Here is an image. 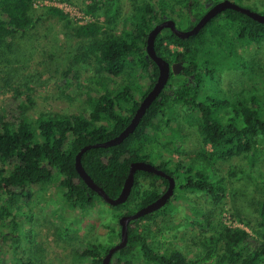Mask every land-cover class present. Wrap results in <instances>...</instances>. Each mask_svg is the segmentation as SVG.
Masks as SVG:
<instances>
[{
  "label": "trees",
  "instance_id": "obj_1",
  "mask_svg": "<svg viewBox=\"0 0 264 264\" xmlns=\"http://www.w3.org/2000/svg\"><path fill=\"white\" fill-rule=\"evenodd\" d=\"M39 1L58 0H0V81L11 91L0 107V264H42L43 259L36 255L20 252L19 217L28 213L31 219L33 197L53 185L60 189L65 204L82 214L96 199L112 207L105 224L106 237L79 242L71 251L73 264H101L108 249L120 239L119 217L156 200L168 180L137 170L127 200L110 205L78 175L75 156L81 147L120 133L155 83L159 69L146 56L148 32L166 18L188 30L192 18L198 20L203 15L206 3L220 0H135L121 20L119 0H87L84 13L94 20L70 24L77 45L57 81L62 94L67 89L79 91L76 97L84 101L85 108L74 114L41 112L32 119L26 115L21 85L5 80L4 75L11 70L8 57L20 49L35 26L33 6ZM47 11L67 18L57 7L49 6ZM120 21L124 27L117 33ZM252 43H264V23L233 9L221 11L189 37L180 38L168 28L156 36V53L169 63H179L180 72L170 74L165 91L146 109L132 133L119 144L87 149L81 164L109 197L116 198L130 163L149 161L164 131L170 134L172 126L181 130L176 122L180 109L183 122L198 134L200 147L189 155L179 145L183 159L163 160L157 150L161 160L155 165L174 177V194L176 190L185 196L203 194L213 209L206 213L194 207V248L184 252L167 247L164 235L154 230L157 219L170 212L165 207L169 199L161 209L129 222L127 244L113 253L110 264H264V170L258 172L262 192L251 204V215L242 217L238 206L233 210V216L251 232L227 226L214 210L228 194L235 197V188L230 183L228 189L226 180L239 174L237 165L221 174L216 164L240 157L253 169L264 160V63L236 51L239 45ZM221 62L240 70L243 87L235 97L221 98L218 91L204 93L206 80L221 82ZM89 65L98 91L80 83V70ZM176 76L182 81L174 82Z\"/></svg>",
  "mask_w": 264,
  "mask_h": 264
},
{
  "label": "rangeland",
  "instance_id": "obj_2",
  "mask_svg": "<svg viewBox=\"0 0 264 264\" xmlns=\"http://www.w3.org/2000/svg\"><path fill=\"white\" fill-rule=\"evenodd\" d=\"M86 1L58 0L54 2L56 3L54 5L67 15L66 19L47 11L48 5L52 4L35 3L33 6L37 17L35 26L28 32L20 49L8 57L11 61L9 66L11 73L8 72L4 75L5 80H10L15 85H21V96L26 101V115L29 118H35L41 112L80 113L85 108L84 101L76 97L79 95V91L73 93L67 89L65 94H62V89L58 86L57 81L65 69L70 54L77 45V40L70 31V24L78 23L84 19L83 8ZM134 1L119 0L117 4L119 20L130 13ZM233 2L264 14V0H233ZM101 14L102 10L99 12V15ZM85 15L86 20H94L93 17ZM122 27L124 25L120 21L116 32L118 33ZM182 27L184 26L179 25L178 28ZM236 51L248 58H259L264 63V43L239 45L236 47ZM226 66L227 64L223 62L219 64V72L222 76L220 83L209 80L204 82L206 95L218 91L217 95H220L221 98L235 97L242 89L240 70ZM94 76L92 65L82 67L80 83L83 87H91L98 91L100 87ZM181 81L182 78L179 76L174 79V82ZM10 95L11 91L6 89L0 81V107L2 100ZM181 114L178 109L176 122L179 123L178 126L181 130H173L175 128L172 126L170 134L164 131L157 138L158 141L154 145L155 154L151 153L149 156L150 163L155 165L159 159L161 160L160 153H162L163 160L183 159L179 152V145L189 155H193L199 149L198 134L183 122ZM233 164L238 166V177L231 178V181L227 179L226 184L229 189L231 183V186L235 188L236 195L232 198L228 194L223 203L214 210L222 222L241 224L245 227L237 217L233 216V210H235V206H238L242 211V217L251 215V204L255 198L260 196V191L262 192L258 172L260 169L264 170V160L259 167L253 169L249 167L245 159L240 157L217 163L216 166L221 170L220 173L224 174L226 169ZM175 194L179 195L171 198L165 206L170 212L163 219L169 224L165 226L163 219L159 217L154 230L156 232L159 229L161 235H164L163 242L167 247H179L184 252L192 251L194 248L192 237L197 233L191 224V220L197 216L194 207L209 213L213 209V204L210 199L200 193L185 196L176 190ZM30 207L31 219L28 217V213L19 214L23 216L19 217L21 224L18 235L22 242L20 252L30 256L36 255L37 258L43 259L42 264H73L71 251L79 242L96 236L101 239L106 237L108 230L105 224L113 211L111 206L96 199L94 205L82 214L65 204L60 189L55 185L49 187L46 192L41 191L38 196H34ZM65 229L66 232H64ZM247 230L251 232L250 228ZM159 238L161 237L158 236Z\"/></svg>",
  "mask_w": 264,
  "mask_h": 264
},
{
  "label": "water",
  "instance_id": "obj_3",
  "mask_svg": "<svg viewBox=\"0 0 264 264\" xmlns=\"http://www.w3.org/2000/svg\"><path fill=\"white\" fill-rule=\"evenodd\" d=\"M225 9H233L239 11L249 18L259 22L264 23V14L253 11L249 8L243 7L232 0H221L216 2L212 7H210L196 22V24L188 29L182 30L176 26V23L173 19L166 18L160 23L156 24L147 34L146 37V56L150 57L157 65L159 69V73L157 79L152 86V88L146 93V95L141 99L135 113L133 114L130 122L125 126V128L118 133L116 136L107 139L102 142L87 144L80 148L78 153L75 156V169L78 175L82 178V180L86 183V185L95 191L105 202L110 205H117L124 203L134 184V174L137 170L146 171L153 173L155 175L162 176L168 180V186L166 190L153 202L137 209L132 214L122 215L118 219V223L120 225V239L119 241L111 246L107 253L102 258L101 264H110V259L113 253L121 248H123L128 241V224L132 220H136L139 217L145 214H151L154 211L161 209L167 201L173 197L174 188H175V179L173 176L168 174L165 170L158 168L156 165L150 163L147 160H136L130 163L129 172L127 177L124 180L122 189L116 198H111L108 194L100 187L94 180L90 177V175L85 171L81 164V155L84 151L90 148L96 147H108L121 143L130 133L134 131L136 126L138 125L141 117L144 115L146 109L150 106V104L159 96L164 86L167 84L170 77V70L173 74H177L180 69L179 63H173L170 66V63L159 56L154 49V42L156 36L164 29H170L175 35L180 38H186L191 35L198 33V31L214 16H216L221 11ZM194 18H192V21Z\"/></svg>",
  "mask_w": 264,
  "mask_h": 264
},
{
  "label": "built area",
  "instance_id": "obj_4",
  "mask_svg": "<svg viewBox=\"0 0 264 264\" xmlns=\"http://www.w3.org/2000/svg\"><path fill=\"white\" fill-rule=\"evenodd\" d=\"M54 2H56V1H39V2H37V3H43V4H45V5H47V4H52V5H48V6H54V7H56L54 4H56V3H54ZM58 8V7H57ZM86 13H84L83 14V18L84 19H82L81 21H79L78 22V24H82L84 21H90V20H86V18H85V15ZM85 15V16H84ZM171 47H173L172 45H171ZM230 220V219H229ZM227 226H230V227H240V228H243V229H245V230H247V228L246 227H244L243 225H241V224H235V223H233V224H231V222H230V224H229V222H224Z\"/></svg>",
  "mask_w": 264,
  "mask_h": 264
},
{
  "label": "flooded vegetation",
  "instance_id": "obj_5",
  "mask_svg": "<svg viewBox=\"0 0 264 264\" xmlns=\"http://www.w3.org/2000/svg\"><path fill=\"white\" fill-rule=\"evenodd\" d=\"M221 1V0H220ZM233 1V0H232ZM215 3H210V2H208V3H206V10L204 11V13L210 8V7H212L213 5H214ZM203 13V14H204ZM199 20V19H198ZM198 20H196L195 18H194V20L192 21V26H191V28L196 24V22L198 21ZM174 62H170V66L173 64ZM176 63V62H175ZM180 72V69L178 70V72H177V74ZM172 72H171V70H170V74H171ZM154 85V84H153ZM165 86H167V84L165 85ZM165 86H164V88L162 89V91H165ZM152 88V87H151ZM166 190V189H165ZM164 190V191H165ZM163 191V192H164ZM162 192V193H163ZM161 193V194H162ZM171 199V198H170Z\"/></svg>",
  "mask_w": 264,
  "mask_h": 264
}]
</instances>
